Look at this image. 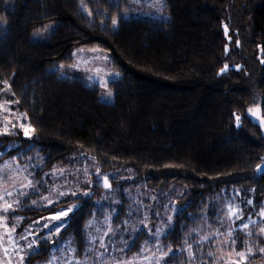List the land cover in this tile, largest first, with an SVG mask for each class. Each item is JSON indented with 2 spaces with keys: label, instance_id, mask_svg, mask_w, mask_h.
<instances>
[{
  "label": "trees",
  "instance_id": "16d2710c",
  "mask_svg": "<svg viewBox=\"0 0 264 264\" xmlns=\"http://www.w3.org/2000/svg\"><path fill=\"white\" fill-rule=\"evenodd\" d=\"M133 1L0 0V88L32 126L30 136L20 129L0 134L11 145L0 162L39 164L41 174L80 151L102 169H132L131 183L180 187V209L162 237L176 250L207 211L214 218L216 199L238 210L236 225L252 222L264 207V138L247 116L254 99H262L264 115V0H165L167 21L125 16ZM79 46L111 53L120 73L109 82L113 102L100 97L99 85L53 68L72 64ZM100 194L81 198L61 231L27 248L24 264L48 263L63 241L83 258ZM76 200L68 195L28 209L27 219L57 214ZM126 217L120 207L114 223ZM145 237L143 230L124 255L140 252ZM240 264H264V255Z\"/></svg>",
  "mask_w": 264,
  "mask_h": 264
},
{
  "label": "rangeland",
  "instance_id": "374dc122",
  "mask_svg": "<svg viewBox=\"0 0 264 264\" xmlns=\"http://www.w3.org/2000/svg\"><path fill=\"white\" fill-rule=\"evenodd\" d=\"M131 5L132 9L125 13L127 17L140 16L160 21L171 18L165 11V0H136ZM82 7L86 9L84 2ZM52 29L53 25L47 33ZM111 59V53L100 47L79 46L74 49L72 64H55L53 68L65 75L82 77L89 84L99 85L100 97L113 102L115 93L109 82L119 78L120 73L111 67ZM6 91L7 87L0 88V134H15L16 129H20L26 136L32 135L31 124L16 109L15 102L4 96ZM6 148H11V145L6 147L0 142V159ZM36 166L31 167L30 163L24 164L12 157L0 162L3 177L0 188L2 185L4 188L0 211L4 214L6 232L0 264H24L29 244L35 241L40 246L41 242L50 240L66 225L81 198L97 191L101 194L99 198L95 197L97 206L85 236L88 249L85 256L80 258L77 247L63 241L51 250V264L65 261H69L66 264H240L252 254L264 255L261 251L264 249V232H261L264 207L261 215L247 222L248 227L245 228V224L235 223L238 210L231 211L229 205L216 199L218 211L214 218L207 217V211L187 235L185 244L174 250L162 243V237L180 209L176 203V197L182 193L180 187L164 190L152 189L146 182L131 183L135 176L132 169H102L98 161L80 151L73 153L64 166H55L50 171L39 174ZM104 178L110 182L109 186L101 185ZM113 179L115 181L111 182ZM68 195L78 200L57 214L30 218L29 223L28 209L49 206ZM8 205L12 207L5 212ZM120 207L125 208L127 217L115 224L114 215ZM45 224L48 227H44ZM56 225L62 227L53 230ZM18 228L22 230L17 232ZM143 230L146 237L140 243L142 250L133 256L124 255ZM240 243L242 248H238Z\"/></svg>",
  "mask_w": 264,
  "mask_h": 264
},
{
  "label": "water",
  "instance_id": "95a60500",
  "mask_svg": "<svg viewBox=\"0 0 264 264\" xmlns=\"http://www.w3.org/2000/svg\"><path fill=\"white\" fill-rule=\"evenodd\" d=\"M247 116L249 117L251 123L258 126L261 130L262 136L264 138V115L262 108V99L260 100H252L251 104L247 107ZM264 159V156H263ZM260 168H264V162L260 165ZM260 173H264V171H259ZM110 182L107 178H104L101 181V185L106 187L109 186Z\"/></svg>",
  "mask_w": 264,
  "mask_h": 264
},
{
  "label": "crops",
  "instance_id": "0c3cea01",
  "mask_svg": "<svg viewBox=\"0 0 264 264\" xmlns=\"http://www.w3.org/2000/svg\"><path fill=\"white\" fill-rule=\"evenodd\" d=\"M3 180L2 174H0V181ZM4 195V188L3 185L0 188V198ZM3 213L2 211H0V253L2 251H4L5 249V222H4V218H3ZM5 258V257H4Z\"/></svg>",
  "mask_w": 264,
  "mask_h": 264
},
{
  "label": "snow or ice",
  "instance_id": "6c2138e0",
  "mask_svg": "<svg viewBox=\"0 0 264 264\" xmlns=\"http://www.w3.org/2000/svg\"><path fill=\"white\" fill-rule=\"evenodd\" d=\"M112 23H113V25H115L117 22H116V20H113ZM225 67H227V66H225ZM222 71H223V70H222ZM117 75H118V74H117ZM236 120H237V127H239L240 125H239V117H238V116L236 117ZM258 171H264V168H260V167L258 166ZM9 195H10V193H9ZM21 195H27V194H26V193H21ZM61 195H63V193H61ZM34 203H35V202H34ZM11 207H12L11 205H8L7 208H5V212L8 210V208H11ZM69 211H71V209H70ZM44 227H48V225L45 224ZM59 227H62V225H56V226L54 227L53 230H55V229H57V228H59ZM244 227L247 228L248 225L245 224ZM261 232H264V228L261 229ZM32 243L34 244V243H36V242L33 241ZM233 243H235V241H233ZM31 247H32V244H29V248H31ZM261 251H264V249H261ZM239 255L243 256V253H240Z\"/></svg>",
  "mask_w": 264,
  "mask_h": 264
},
{
  "label": "built area",
  "instance_id": "2783aa9c",
  "mask_svg": "<svg viewBox=\"0 0 264 264\" xmlns=\"http://www.w3.org/2000/svg\"><path fill=\"white\" fill-rule=\"evenodd\" d=\"M73 261V260H72ZM66 262H69V261H65L64 263L62 264H66ZM45 264H51V262H48V263H45ZM58 264V263H57ZM61 264V263H60Z\"/></svg>",
  "mask_w": 264,
  "mask_h": 264
}]
</instances>
